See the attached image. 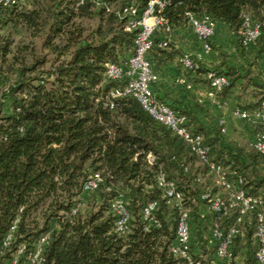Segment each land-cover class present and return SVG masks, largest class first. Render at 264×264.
<instances>
[{
	"label": "trees",
	"instance_id": "obj_1",
	"mask_svg": "<svg viewBox=\"0 0 264 264\" xmlns=\"http://www.w3.org/2000/svg\"><path fill=\"white\" fill-rule=\"evenodd\" d=\"M148 1L103 0V5H96L94 0H40L30 8L20 3L0 5V264H12L20 245L25 251L16 264H24L44 235L48 241L41 264H183L170 251L178 210L161 197L155 181L160 171L177 182L190 206L194 258L201 264L219 259L216 243L202 239L211 216L200 198L203 185L192 180L199 172L196 157L136 98L110 94L125 78H107L106 65L133 52L136 34L125 29V19L116 9L130 2L141 15ZM166 1L163 15L172 29L189 26V12L226 23L236 37L243 14L258 21L264 18V0ZM94 15L98 24L88 32L76 21ZM15 31L27 34L29 41H15ZM42 31V50H37L32 38ZM161 39L155 33L147 53L154 71V66L176 56L170 43L167 48L159 46ZM256 44L263 49L264 27ZM236 45L247 51L237 38ZM208 72L228 78L218 98L240 81L241 86L257 87L245 109H255L264 100V83L253 81L249 70L207 68L200 63L194 74ZM203 81L207 83L206 78ZM168 104L186 116L192 131L204 136L215 160L243 176L242 187L248 194L264 198V155L227 141L218 120L199 116L204 111L197 99L189 107L177 106L176 101ZM148 153L155 157L152 164ZM184 164L191 167L188 173L183 172ZM92 172L101 174V183L94 191H84ZM119 194L130 215L125 233L115 230L116 216L110 212V201ZM153 201L151 218L144 219L143 208ZM79 202L84 206L72 213ZM233 218L234 213L221 226L225 228ZM14 223L12 241L3 248L2 240ZM253 225L252 216L245 219L242 235L229 245L228 264H236L238 257V264H257Z\"/></svg>",
	"mask_w": 264,
	"mask_h": 264
},
{
	"label": "built area",
	"instance_id": "obj_2",
	"mask_svg": "<svg viewBox=\"0 0 264 264\" xmlns=\"http://www.w3.org/2000/svg\"><path fill=\"white\" fill-rule=\"evenodd\" d=\"M20 0H0V5L11 6L19 3ZM82 2V0H80ZM96 5H103V0H94ZM166 0H149L141 15L137 12L134 3L127 2L121 8L116 9L118 17L125 19V29L136 30L133 52L121 62H110L106 65L105 75L111 80L125 78V83L114 88L110 94L112 97L132 96L155 120L161 122L174 134L183 139L189 152L197 160V163L205 169L206 175L210 176L211 182H205L198 172L193 175V182L203 185L200 198L205 201L206 211L210 214L208 221L207 243H216L215 254L219 259H229V245L233 238L243 233V223L251 216L254 220L252 241L255 244V260L257 264H264V198L260 195L248 194L242 187L243 176L227 168L212 156L210 146L205 142L201 133H196L187 125V118L184 114L175 112L168 102L159 98L154 85L158 80V73L153 70L151 61L147 58L148 51L153 46V35L159 33L162 39L159 46L167 48L172 26L163 15ZM109 10V8H106ZM187 22L199 39L203 41V48L208 51L210 45L207 40L213 35L216 21L209 16L198 17L186 13ZM241 27L236 31L241 48L248 50L256 44L264 27V18L260 21L253 20L249 14H243ZM182 69L185 73H195V69L201 63L200 55H192L184 52L180 58ZM207 88L203 96L213 100L222 110L229 113L230 117L250 125L251 136L246 140L245 146L252 148L259 154L264 155V100L255 109L241 107H229L218 98L227 85L228 78L224 74L208 72L205 75ZM178 81L192 88L193 83L187 82L184 76ZM197 102L202 103L203 97L196 96ZM218 126L223 134L227 133L226 120L218 119ZM148 163L154 162V155L148 153ZM184 173L191 169L189 164L182 165ZM156 186L161 191V197L168 204L178 210V221L176 226V240L170 246L171 253L183 260V264H201L190 252L192 243V232L189 221L190 206L186 202L184 192L178 187L177 182L168 178L166 173L160 171L155 176ZM101 183V174L92 172L83 184L84 191H94ZM156 202H150L143 208L144 219L151 218V212ZM82 202L72 209L75 213L82 208ZM110 212L116 216L114 228L117 232L125 233L129 228V212L125 200L116 196L110 201ZM234 213L233 221L225 228L221 226L224 219ZM16 224L11 225L9 231L2 240V247L7 248L12 241ZM48 241V235L41 236L34 250L25 256L24 264H41L43 261V247ZM25 246L20 245L17 255L12 263L18 261V256L23 255Z\"/></svg>",
	"mask_w": 264,
	"mask_h": 264
},
{
	"label": "crops",
	"instance_id": "obj_3",
	"mask_svg": "<svg viewBox=\"0 0 264 264\" xmlns=\"http://www.w3.org/2000/svg\"><path fill=\"white\" fill-rule=\"evenodd\" d=\"M207 42L210 45L208 51L203 48V41L192 32L188 25L181 24L174 27L169 37V43L176 49V56L171 62H162L159 66H154L158 73L154 91L162 99L168 102L176 101L177 106L186 107L195 103L196 96H202L201 105L204 113L200 112L199 116L207 115L203 117L205 120L211 116H214V120L224 118L227 126V133L225 134L227 141H236L235 136H243L247 140L251 136L250 125L231 118L227 111L222 110L213 100L203 96L207 88V83L203 81L205 75L198 76L194 73H185L178 64V58L180 54L186 52L192 55H200L201 63L207 68H215L219 65H222L223 68L229 66L243 67L249 70V76L252 77L253 81L264 83V47L261 50L257 44H254L244 53L241 52L237 48L236 37L229 26L220 21H216L214 33ZM261 71L263 72L259 74ZM182 76L186 78L187 82L193 83L192 88H187L186 84L178 81ZM239 83L240 81L221 98L229 107L244 108L243 105L254 99L252 93L257 87L248 85L247 87L252 90L251 94L243 96L242 91L245 85L241 86Z\"/></svg>",
	"mask_w": 264,
	"mask_h": 264
},
{
	"label": "rangeland",
	"instance_id": "obj_4",
	"mask_svg": "<svg viewBox=\"0 0 264 264\" xmlns=\"http://www.w3.org/2000/svg\"><path fill=\"white\" fill-rule=\"evenodd\" d=\"M35 1H40V0H20L19 3L22 6H26V7L30 8L31 5H32V2H35ZM76 21L78 23H81V25L85 29V31L88 32V31L94 29L97 26V24H98V16L97 15L96 16L94 15V16H90V17H86V18H79ZM13 37L15 38V41L24 40V41L27 42L30 39L27 36V34H25L24 32H21V31L20 32L19 31H15L13 33ZM43 37H44V31H42L41 33H39L36 37H33L32 38V42H33V44H34V46H35V48L37 50H42V46L41 45H42ZM257 46H259V45L257 44ZM262 72L263 71L259 72V74L262 73ZM251 91H252L251 88H249V87L246 86L243 89L242 94H243V96H245V95L251 94ZM213 117L214 116H211L212 119H213ZM233 135L235 136V134H233ZM235 137H236V141H233V142H236L237 144H239L241 146H243V145L245 146V143H246L245 137H243V136H235ZM196 165H197L196 167L199 170V173L202 175L204 181L205 182H211L213 179L212 180L209 179L210 176H207L206 175L205 169L203 167H201L200 165H198L197 163H196ZM192 187L195 188V185H193ZM117 196H121L123 198L122 194H119ZM204 208L206 209V205L204 206ZM208 229L209 228H207V226L205 224L203 226V230H202V232H203L202 233V239L204 238V236H206V235L209 234ZM203 257H205V256H203ZM238 260H240L239 257L236 258V264H238L240 262ZM213 261H214L213 264H228V262H229L228 259L227 260H225V259H219L218 260L217 258L214 259ZM16 263H12V264H16Z\"/></svg>",
	"mask_w": 264,
	"mask_h": 264
}]
</instances>
